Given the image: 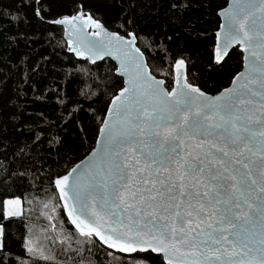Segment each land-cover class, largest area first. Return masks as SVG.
<instances>
[{
  "label": "snow or ice",
  "instance_id": "6c2138e0",
  "mask_svg": "<svg viewBox=\"0 0 264 264\" xmlns=\"http://www.w3.org/2000/svg\"><path fill=\"white\" fill-rule=\"evenodd\" d=\"M76 3L16 0L11 11L0 8V19L17 26L11 38L0 32V44L23 40L27 46L31 37L20 25L49 23L48 16L59 6ZM170 6L176 11L163 32L146 34L149 43L160 36L165 53L180 38L183 13L192 0H173ZM221 15L215 62L223 67L229 49L238 45L244 71L215 96L188 82L184 58H173L168 72H174L175 87L169 90L164 79H157L136 46L139 26L135 31L125 27L120 35L82 9L51 21L64 27L69 51L93 63L113 54L119 61L115 71L125 77L106 107L98 147L66 174L48 180L75 232L128 254L130 264H264V0H234ZM46 90L68 109L66 89ZM10 123L0 120V143L9 139ZM41 143L37 134L33 145ZM48 143L62 144L56 137ZM0 204V264H26L22 256H14L11 231L14 218L23 215L21 199L14 196ZM47 219L55 232L54 217ZM21 239L20 247L30 257L54 260L31 235ZM52 239L66 243L61 237Z\"/></svg>",
  "mask_w": 264,
  "mask_h": 264
},
{
  "label": "trees",
  "instance_id": "16d2710c",
  "mask_svg": "<svg viewBox=\"0 0 264 264\" xmlns=\"http://www.w3.org/2000/svg\"><path fill=\"white\" fill-rule=\"evenodd\" d=\"M15 2L0 0V8L11 11ZM172 2L77 0L75 5L67 8L59 6L61 10L48 16L49 23L33 20L20 25V31L31 37L27 46L23 40L18 45L0 44V120L11 121L9 139L0 143V201L14 196H19L25 205L31 199L51 201L57 207L59 222L75 232L67 222L59 194L54 192V184H50L48 177L54 180L57 174H66L94 149L106 107L112 95L118 93V85L123 83L115 74L116 65L112 61L90 65L77 60L64 40L63 28L51 23L53 19L76 15L77 10L82 9L122 35H125V27L135 31L139 26L138 46L146 55L151 72L164 79L166 87L174 84V72L168 75L173 58H184L188 82L209 94H217L230 86L232 78L243 68V54L239 49L233 50L223 67L214 59L216 32L221 22L218 13L227 6L228 0H192L191 8L183 13L185 27L179 30L180 38L170 43L168 53H165L160 36L152 37L154 42L149 43L146 34L163 32L165 21L176 11L170 6ZM128 20L135 23L129 26ZM16 31L15 24L0 19V32L11 38ZM167 31L174 35L171 28ZM37 67L39 70L33 71ZM54 68L58 71H53ZM73 69L77 71L72 72ZM69 72H72L70 77L66 75ZM53 79L57 83H52ZM58 87L67 91V110L59 106L52 92L46 90ZM37 134H41L42 143L34 146ZM53 137L62 144L49 145L48 141ZM29 221L25 215L14 218L11 230L16 241L14 256H22L26 264H84L83 255L92 264H120L121 260L108 261L105 252L116 253L102 246L97 239L86 247L81 257L78 254L71 262L62 258L61 255L66 253L63 249L57 253V261L45 262L30 257L20 247L21 238L29 236ZM117 255L130 264L129 256Z\"/></svg>",
  "mask_w": 264,
  "mask_h": 264
},
{
  "label": "rangeland",
  "instance_id": "374dc122",
  "mask_svg": "<svg viewBox=\"0 0 264 264\" xmlns=\"http://www.w3.org/2000/svg\"><path fill=\"white\" fill-rule=\"evenodd\" d=\"M45 203L48 204L47 208L43 207ZM21 208L23 212L21 217L25 215V217L30 220L29 224L31 227H29V235H31L33 239L38 240L41 246L45 249L46 254L54 257L53 261H57V253H60L63 249L66 253H64V256L63 254L61 255L62 258L67 262H71L73 259H77L78 254L81 257V255L84 254L86 247L94 243V240H86L84 237L79 236L78 233L66 229L62 223L59 222L57 207L51 201L31 199L28 200L25 205L24 201L21 200ZM47 215L54 217L53 222L56 224L55 232H53L49 226L50 222L47 219ZM46 237L48 238L46 239ZM53 237H61L65 239L66 243L61 245L59 239H56L55 242H53ZM69 245H71V247H69ZM117 254L118 253L108 256V261L114 263L120 261L121 257ZM59 258L61 259V262H65L61 257ZM82 262L84 264H92L84 257V255L82 257Z\"/></svg>",
  "mask_w": 264,
  "mask_h": 264
},
{
  "label": "water",
  "instance_id": "95a60500",
  "mask_svg": "<svg viewBox=\"0 0 264 264\" xmlns=\"http://www.w3.org/2000/svg\"><path fill=\"white\" fill-rule=\"evenodd\" d=\"M233 2H234V0H228V4H227V6L225 7V8H223L222 10H220L219 11V13H218V15H219V18H220V25L221 24H223L224 23V18H223V16L221 15V12L223 11V10H225V9H227V8H229V6L231 5V4H233ZM83 13L85 14V15H89L90 13H86L84 10H83ZM92 15V14H91ZM102 23V22H101ZM54 25H56V24H54ZM57 26H60V27H62L63 28V37H64V40H65V42H66V44L68 45V40H69V36H68V34H67V32L65 31V29H64V27L63 26H61V25H57ZM106 27V26H105ZM107 28V27H106ZM108 29V28H107ZM109 31H112V30H110V29H108ZM86 31L87 32H91L92 31V29L91 28H89V29H86ZM218 31H220V26H219V29H218ZM217 31V32H218ZM216 32V33H217ZM119 33V32H118ZM120 34V33H119ZM120 35H122V34H120ZM137 47H139L138 46V41H137V45H136ZM140 48V47H139ZM235 49H239V51L243 54V52H242V50L239 48V46L238 45H233L232 46V48H230L229 49V55H230V53L233 51V50H235ZM142 51V50H141ZM143 52V51H142ZM70 53L77 59V60H80V61H86V62H88L90 65H97V64H100V63H102V62H104V61H106V60H110V61H112L115 65H116V68H118L119 67V61L116 59V57H115V55H113V54H105V55H103L101 58H99V59H95V62L93 63V61H92V59H89L87 56H85V57H77L76 55H75V53H73V52H71L70 51ZM144 58H145V60L147 61V58H146V55L144 54ZM227 59V57H225V60ZM221 63H223V62H221ZM149 66V65H148ZM149 70H150V67H149ZM151 71V70H150ZM242 71H244V61H243V68H242V70L240 71V72H242ZM115 74L119 77V78H121L122 80H124L125 79V77H123V76H121L119 73H117V72H115ZM153 74V73H152ZM154 75V74H153ZM155 76V75H154ZM156 77V76H155ZM188 77V76H187ZM157 79H161V78H158V77H156ZM165 86H166V81H165ZM195 86V85H194ZM232 86V84H230V86H228V87H231ZM173 87H175V82H174V84H173ZM198 87V86H197ZM227 87V88H228ZM202 90V89H201ZM203 91V90H202ZM205 92V91H204ZM207 95H211V96H215V95H217V94H209V93H207V92H205ZM100 139V136H99V134H98V137H97V140H96V144H95V147H94V149H96L97 147H98V144H97V141ZM93 149V150H94ZM92 150V151H93ZM91 151V152H92ZM90 152V153H91ZM89 153V154H90ZM89 154L87 155V156H89ZM87 156H85V157H87ZM85 157L82 159V160H84L85 159ZM82 160H80V161H82ZM80 161H78L76 164H78V163H80ZM75 164V165H76ZM74 165V166H75ZM61 202V205H63V201H60ZM64 210V209H63ZM65 212V211H64ZM65 215H66V217H67V214H66V212H65ZM73 227V226H72ZM74 228V227H73ZM75 230V229H74ZM98 240V239H97ZM100 243V242H99ZM101 244V243H100ZM102 245V244H101ZM102 246H104V245H102ZM105 248H107L106 246H104ZM108 250H110V251H112V252H114V253H118V252H116L115 250H112V249H108ZM119 254H121V253H119ZM122 255H125V256H128V254H122ZM134 255V254H133Z\"/></svg>",
  "mask_w": 264,
  "mask_h": 264
}]
</instances>
